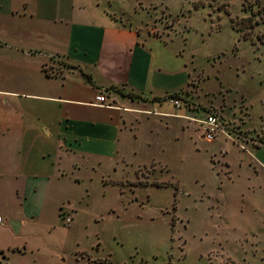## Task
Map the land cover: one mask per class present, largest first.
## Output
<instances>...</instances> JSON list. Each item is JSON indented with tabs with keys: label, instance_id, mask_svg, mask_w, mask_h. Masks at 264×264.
<instances>
[{
	"label": "crops",
	"instance_id": "crops-1",
	"mask_svg": "<svg viewBox=\"0 0 264 264\" xmlns=\"http://www.w3.org/2000/svg\"><path fill=\"white\" fill-rule=\"evenodd\" d=\"M161 5L0 0V264H108L87 247L184 209L223 234L218 255L263 256L261 115L217 97ZM213 112L232 138L205 140Z\"/></svg>",
	"mask_w": 264,
	"mask_h": 264
},
{
	"label": "rangeland",
	"instance_id": "rangeland-1",
	"mask_svg": "<svg viewBox=\"0 0 264 264\" xmlns=\"http://www.w3.org/2000/svg\"><path fill=\"white\" fill-rule=\"evenodd\" d=\"M140 1L147 8L153 4L160 12L164 11L161 3L166 2L173 17L179 16L182 21V32L187 26L188 48L205 80L209 77L212 91L226 103L237 105L238 111H244L240 114H260L257 121L264 124V0ZM119 2L134 11L137 0ZM174 18L170 17L171 21ZM199 212L184 209V218L179 216L173 231L160 222L158 215L149 231L142 225L123 230L119 226L117 233L124 238L94 242L87 252L108 264H264V253L259 257V249L251 244L240 262L218 255L221 232L202 231ZM189 216L191 223L187 221ZM137 234L143 237H135ZM260 250L264 252V248Z\"/></svg>",
	"mask_w": 264,
	"mask_h": 264
},
{
	"label": "built area",
	"instance_id": "built-area-1",
	"mask_svg": "<svg viewBox=\"0 0 264 264\" xmlns=\"http://www.w3.org/2000/svg\"><path fill=\"white\" fill-rule=\"evenodd\" d=\"M172 102L180 106L181 102L179 100H172ZM94 105L101 107H113V103L110 101L108 97V93L100 92L95 97ZM202 130L204 133V138L208 142H212L215 140L220 134H225L228 138H232V136L226 132L224 129V121L220 114L213 112L206 115L205 119L201 121ZM242 149H246L244 143H240ZM61 216L67 225L71 224L73 221L72 216L67 211L66 207L61 208ZM4 223V218L0 216V225Z\"/></svg>",
	"mask_w": 264,
	"mask_h": 264
}]
</instances>
